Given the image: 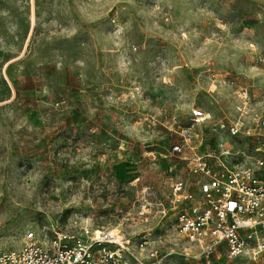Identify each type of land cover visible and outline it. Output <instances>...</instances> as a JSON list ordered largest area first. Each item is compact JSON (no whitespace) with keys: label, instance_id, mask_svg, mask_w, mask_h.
<instances>
[{"label":"rangeland","instance_id":"1","mask_svg":"<svg viewBox=\"0 0 264 264\" xmlns=\"http://www.w3.org/2000/svg\"><path fill=\"white\" fill-rule=\"evenodd\" d=\"M263 109L264 0H0V249L88 225L151 233L157 264H264L188 250L168 209L195 182L173 146L243 161Z\"/></svg>","mask_w":264,"mask_h":264},{"label":"built area","instance_id":"2","mask_svg":"<svg viewBox=\"0 0 264 264\" xmlns=\"http://www.w3.org/2000/svg\"><path fill=\"white\" fill-rule=\"evenodd\" d=\"M205 117L203 110L192 109L193 120ZM255 121L264 138V109L255 113ZM243 127L244 122L238 120L229 125V131L236 135ZM172 151L188 160L195 176L191 183L174 181L169 196L175 230L188 250L193 248L209 260L223 245L231 260L260 259L264 254V142L243 161L231 159L229 147L202 153L190 147L185 155L184 147L176 144ZM140 214L147 220L150 207L144 206ZM150 234L134 239L118 228L88 225L74 231L53 229L51 234L30 231L20 247L0 249V264L161 263L163 256L151 246Z\"/></svg>","mask_w":264,"mask_h":264},{"label":"snow or ice","instance_id":"3","mask_svg":"<svg viewBox=\"0 0 264 264\" xmlns=\"http://www.w3.org/2000/svg\"><path fill=\"white\" fill-rule=\"evenodd\" d=\"M113 235H114V233H113Z\"/></svg>","mask_w":264,"mask_h":264}]
</instances>
